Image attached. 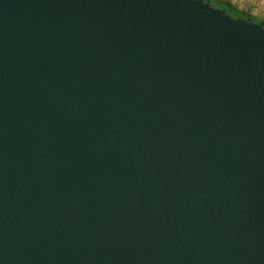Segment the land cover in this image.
Instances as JSON below:
<instances>
[{
	"label": "water",
	"instance_id": "1",
	"mask_svg": "<svg viewBox=\"0 0 264 264\" xmlns=\"http://www.w3.org/2000/svg\"><path fill=\"white\" fill-rule=\"evenodd\" d=\"M0 264H264V20L0 0Z\"/></svg>",
	"mask_w": 264,
	"mask_h": 264
},
{
	"label": "trees",
	"instance_id": "2",
	"mask_svg": "<svg viewBox=\"0 0 264 264\" xmlns=\"http://www.w3.org/2000/svg\"><path fill=\"white\" fill-rule=\"evenodd\" d=\"M208 1L211 5L223 9L226 13L230 14L232 17H244V18L250 17L251 20L253 21L262 20L260 18L255 17L252 14L237 9L228 0H208Z\"/></svg>",
	"mask_w": 264,
	"mask_h": 264
},
{
	"label": "crops",
	"instance_id": "3",
	"mask_svg": "<svg viewBox=\"0 0 264 264\" xmlns=\"http://www.w3.org/2000/svg\"><path fill=\"white\" fill-rule=\"evenodd\" d=\"M237 9L241 11H259L261 7H264V0H228Z\"/></svg>",
	"mask_w": 264,
	"mask_h": 264
},
{
	"label": "rangeland",
	"instance_id": "4",
	"mask_svg": "<svg viewBox=\"0 0 264 264\" xmlns=\"http://www.w3.org/2000/svg\"><path fill=\"white\" fill-rule=\"evenodd\" d=\"M245 12H247V13H249V14H252V15H254L255 17H257V18H260V19H262V20H264V7H261L260 9H259V11H245Z\"/></svg>",
	"mask_w": 264,
	"mask_h": 264
}]
</instances>
